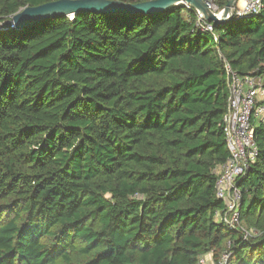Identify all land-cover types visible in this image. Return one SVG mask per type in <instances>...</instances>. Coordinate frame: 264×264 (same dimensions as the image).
Returning <instances> with one entry per match:
<instances>
[{
    "label": "trees",
    "instance_id": "trees-1",
    "mask_svg": "<svg viewBox=\"0 0 264 264\" xmlns=\"http://www.w3.org/2000/svg\"><path fill=\"white\" fill-rule=\"evenodd\" d=\"M54 1L0 0V23ZM196 19L178 6L0 31V264H264L263 126L238 182L258 235L214 217L225 66L264 76V9L213 26L216 43Z\"/></svg>",
    "mask_w": 264,
    "mask_h": 264
},
{
    "label": "built area",
    "instance_id": "built-area-1",
    "mask_svg": "<svg viewBox=\"0 0 264 264\" xmlns=\"http://www.w3.org/2000/svg\"><path fill=\"white\" fill-rule=\"evenodd\" d=\"M237 3L233 18H252L260 15L264 9V0H238ZM212 11L215 14L220 13ZM196 18V27L204 33L211 34L216 43L217 38L212 33L213 26L206 23L197 13ZM225 72L228 98L222 127L229 156L226 162L216 169L215 196L223 202L224 208L215 212L214 217L227 231L243 233V240H247L256 237L258 233L254 235L252 231L245 232L241 226L242 195L238 182L257 158L254 131L257 126L264 127V84L262 76L251 74L240 77L228 66H225ZM227 260L228 254L224 253L215 264H226ZM205 262L204 256L198 260V264Z\"/></svg>",
    "mask_w": 264,
    "mask_h": 264
},
{
    "label": "water",
    "instance_id": "water-1",
    "mask_svg": "<svg viewBox=\"0 0 264 264\" xmlns=\"http://www.w3.org/2000/svg\"><path fill=\"white\" fill-rule=\"evenodd\" d=\"M238 0H227L219 14L210 9L207 0H150L140 3H125L120 0H58L37 7H25L0 25V31H22L44 22L63 18L72 20L78 14L113 15L128 14L155 16L173 7L191 8L212 26H220L233 19Z\"/></svg>",
    "mask_w": 264,
    "mask_h": 264
},
{
    "label": "rangeland",
    "instance_id": "rangeland-1",
    "mask_svg": "<svg viewBox=\"0 0 264 264\" xmlns=\"http://www.w3.org/2000/svg\"><path fill=\"white\" fill-rule=\"evenodd\" d=\"M208 2H209V4H210V9L211 10H215L216 12H221L222 11V9H220L218 6H217V4L216 3H214V0H207ZM237 5H238V3H237ZM186 8H189V7H186ZM191 9V8H190ZM0 25H1V23H0ZM262 81H263V84H264V76L262 77ZM243 229H244V225H243ZM244 231H245V229H244ZM246 232V231H245ZM249 232H251V231H249ZM252 234H254V233H257L256 231H254V230H252ZM242 235H243V233H241ZM254 235H256V234H254ZM248 238V237H247ZM223 255V254H222ZM221 255V256H222ZM205 257V260H206V262H205V264H215V261L213 260V254H211V255H209V256H204Z\"/></svg>",
    "mask_w": 264,
    "mask_h": 264
}]
</instances>
